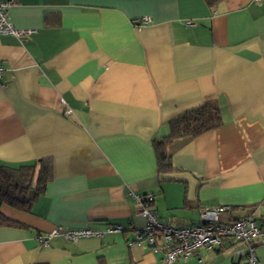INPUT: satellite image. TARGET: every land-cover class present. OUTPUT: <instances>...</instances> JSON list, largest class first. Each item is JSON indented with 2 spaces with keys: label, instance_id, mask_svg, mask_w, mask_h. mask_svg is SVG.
Listing matches in <instances>:
<instances>
[{
  "label": "crops",
  "instance_id": "1",
  "mask_svg": "<svg viewBox=\"0 0 264 264\" xmlns=\"http://www.w3.org/2000/svg\"><path fill=\"white\" fill-rule=\"evenodd\" d=\"M11 2L8 21L31 33H0V165L50 158L52 177L30 211L0 206L22 225L0 227V264H160L135 241L145 218L131 193H152L175 227L222 205L223 222L264 213V0ZM205 103L221 125L169 143L177 170L159 173L152 140ZM108 223L121 231L36 239ZM255 252L264 264V243ZM244 253L228 236L173 264H246Z\"/></svg>",
  "mask_w": 264,
  "mask_h": 264
},
{
  "label": "built area",
  "instance_id": "2",
  "mask_svg": "<svg viewBox=\"0 0 264 264\" xmlns=\"http://www.w3.org/2000/svg\"><path fill=\"white\" fill-rule=\"evenodd\" d=\"M260 1V0H255ZM11 0H0V33L10 34L17 39L30 35L29 29H18L8 21L7 9ZM148 17H142L139 22L146 23ZM190 24V22H187ZM5 68L0 65V76ZM64 104V102L62 101ZM65 113L70 109L65 108ZM139 205L138 215L145 218V224L135 236L138 243L147 244L153 252L161 254L160 264H173L178 259H187L200 247L212 248L219 245L224 237H233L245 246L246 264H259L255 248L264 243V213L258 215L254 208L249 213L234 220L223 222L221 214L229 207L222 205L214 208H204L200 211V223L188 227H175L160 221L153 208L154 195L145 193L142 196L131 193ZM264 207V196L260 203ZM121 226L116 223L105 224L103 228H62L56 226L44 234L37 235V241L46 246L48 240L62 235L64 238L76 241L81 237H101L105 233L119 232Z\"/></svg>",
  "mask_w": 264,
  "mask_h": 264
},
{
  "label": "trees",
  "instance_id": "3",
  "mask_svg": "<svg viewBox=\"0 0 264 264\" xmlns=\"http://www.w3.org/2000/svg\"><path fill=\"white\" fill-rule=\"evenodd\" d=\"M223 0H203L213 9ZM222 123L218 107L205 103L186 111L168 123V133L152 140L156 158L157 171L161 174L177 170L172 164L169 143L178 139L194 138L215 129ZM52 177L50 158H42L32 164L9 167L0 165V206L7 205L13 209L28 212L37 198L45 191L47 182ZM19 227V222L5 216L0 211V227Z\"/></svg>",
  "mask_w": 264,
  "mask_h": 264
}]
</instances>
